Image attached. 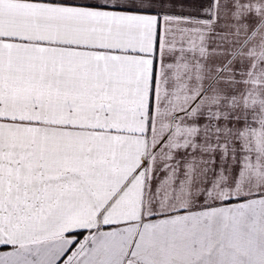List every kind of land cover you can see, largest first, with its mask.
Returning <instances> with one entry per match:
<instances>
[{"label":"snow or ice","instance_id":"obj_1","mask_svg":"<svg viewBox=\"0 0 264 264\" xmlns=\"http://www.w3.org/2000/svg\"><path fill=\"white\" fill-rule=\"evenodd\" d=\"M0 264H264V0H0Z\"/></svg>","mask_w":264,"mask_h":264}]
</instances>
